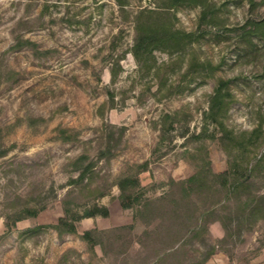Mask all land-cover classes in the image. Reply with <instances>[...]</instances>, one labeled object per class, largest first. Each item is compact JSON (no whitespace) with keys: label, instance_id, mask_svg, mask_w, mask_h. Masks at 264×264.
<instances>
[{"label":"rangeland","instance_id":"374dc122","mask_svg":"<svg viewBox=\"0 0 264 264\" xmlns=\"http://www.w3.org/2000/svg\"><path fill=\"white\" fill-rule=\"evenodd\" d=\"M167 4L0 0V264H264V213L249 217L253 204L215 185L174 204L199 168L208 177L228 168L219 127L204 120L220 82L230 102L219 120L235 134L260 128L251 149L264 150V37L235 32L264 25V0H208L224 30L137 63L141 12L196 31L201 6ZM129 178L139 187L125 196L137 202L123 209ZM92 205L108 216L82 219L74 234L52 228L64 209ZM27 207L40 211L8 231L6 219Z\"/></svg>","mask_w":264,"mask_h":264},{"label":"trees","instance_id":"16d2710c","mask_svg":"<svg viewBox=\"0 0 264 264\" xmlns=\"http://www.w3.org/2000/svg\"><path fill=\"white\" fill-rule=\"evenodd\" d=\"M185 4L202 7L194 33H185L175 29L166 21L167 19H160L161 16L167 14L143 11L138 16H135V38L131 53L137 63L145 62L154 51L173 53L182 50L186 45L197 41L202 36L203 33L201 31L203 29L212 28L216 29L215 31L225 29L218 24L214 16V10L208 5V0H168L167 7L174 8ZM235 32L238 33L239 38L245 40L252 34H260L264 37V25L263 22L256 24L253 31L250 28L246 30L245 26H242ZM217 34L219 35L221 32ZM226 86L227 82H220L219 87L210 98L209 109L208 112L204 113V120L209 119L218 125L219 136L217 141L228 156V168L218 175L210 176L211 178L204 175V166L199 168L192 176L179 183V197L174 204L181 205L188 202L194 194L204 190H211L215 185L216 190L222 192L226 199L230 198L238 202L243 199V202H245L244 208L253 204V208H251L249 213V217H253L255 214L264 213L261 205L264 197L254 195V192L264 185V150L258 155L253 154L251 149L257 147L261 129L256 128L250 133L235 134L224 127L223 122L219 119L227 113L230 102V94L223 92V88ZM210 137L215 138L214 136ZM78 179L82 180L83 174H80ZM135 187H139L137 178L124 179L120 182V205L123 209L132 207L133 201L137 202L132 196H125L127 188ZM39 211L40 209L27 207L15 212L10 218L6 219V229L8 231L13 229L16 223L24 219L35 218ZM96 216L106 218L108 216L107 208L92 205L84 208L80 213L64 209L63 216L58 219L57 224L52 226V228L60 233L74 234L76 232V223L82 219ZM92 233V231H87L83 234V239L91 250L94 248Z\"/></svg>","mask_w":264,"mask_h":264}]
</instances>
